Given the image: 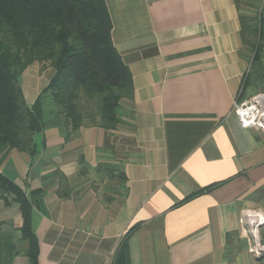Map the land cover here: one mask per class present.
I'll list each match as a JSON object with an SVG mask.
<instances>
[{
	"label": "crops",
	"instance_id": "0c3cea01",
	"mask_svg": "<svg viewBox=\"0 0 264 264\" xmlns=\"http://www.w3.org/2000/svg\"><path fill=\"white\" fill-rule=\"evenodd\" d=\"M262 1L104 0L132 78L118 122L48 125L33 156L0 164L31 202L36 264H264L243 221L261 220L264 243V130L234 107L254 96L242 20ZM42 67L20 75L28 105L53 75ZM20 224L0 264H33Z\"/></svg>",
	"mask_w": 264,
	"mask_h": 264
},
{
	"label": "trees",
	"instance_id": "16d2710c",
	"mask_svg": "<svg viewBox=\"0 0 264 264\" xmlns=\"http://www.w3.org/2000/svg\"><path fill=\"white\" fill-rule=\"evenodd\" d=\"M257 17L259 27L252 17L242 20L243 43L254 49L251 62L262 52L249 38L257 33L263 38L264 11ZM110 30L104 0H0V164L10 149L33 156L35 135L48 125L63 126L69 135L84 124L115 126L116 108L131 89L132 78ZM35 61L49 62L54 72L28 105L20 75ZM1 191L13 194L12 201ZM0 199L5 206L18 205L19 229L29 243L27 255L36 264L31 202L1 171ZM4 224L0 220V234ZM1 253L0 242V261Z\"/></svg>",
	"mask_w": 264,
	"mask_h": 264
},
{
	"label": "rangeland",
	"instance_id": "374dc122",
	"mask_svg": "<svg viewBox=\"0 0 264 264\" xmlns=\"http://www.w3.org/2000/svg\"><path fill=\"white\" fill-rule=\"evenodd\" d=\"M240 7H241V0H237ZM264 11V0L261 3L260 7H256L253 11H252V18L255 19L254 20V24L257 25V27H259V21H257L258 19V14L259 12H263ZM253 43L256 45H260V47L262 48V52L257 54L256 59L253 60V62H251V64L249 65V70L247 71V74L244 77V82L246 80V86L244 89V94L243 97H249L251 95H255L258 93H262L264 94V41L263 38L260 37L259 38V34L257 33L256 35H253L251 37H249ZM255 48V47H254ZM250 52H251V61L253 58V53H254V49L252 50L250 48ZM38 62V61H35ZM31 65V64H30ZM39 65L44 69V66H50L49 62L46 61H40ZM28 67V66H27ZM241 91L238 93L241 96ZM49 98H47L46 100L44 99V101L48 104V106L46 108H49V106H51L52 102L48 101ZM1 194L5 195L6 198L10 201H12L13 198V194L1 191ZM12 205V206H11ZM10 207H6L4 205V203L1 201L0 199V219H5L7 220L8 224L5 227L6 230L2 231V233L0 234V242H1V247H2V251H3V255L5 254V251H7L8 246H10V244L12 243H18L22 244L23 240L19 239V242H17L15 240V235L19 236V233L16 232L17 226L19 225L20 222V215H19V210H18V205L11 202L10 205H8ZM27 241V240H26ZM28 243V241H27ZM17 245V246H18ZM28 248H29V243H28Z\"/></svg>",
	"mask_w": 264,
	"mask_h": 264
},
{
	"label": "built area",
	"instance_id": "2783aa9c",
	"mask_svg": "<svg viewBox=\"0 0 264 264\" xmlns=\"http://www.w3.org/2000/svg\"><path fill=\"white\" fill-rule=\"evenodd\" d=\"M261 95L264 94L258 93L242 100H239L237 96V99L234 102V107L242 127H253L264 130V106L261 103H257V98ZM244 218L243 221L247 224L251 252L256 256L264 255V243L261 241L258 234V227L262 223L261 220L256 217L248 218V220H244Z\"/></svg>",
	"mask_w": 264,
	"mask_h": 264
},
{
	"label": "bare ground",
	"instance_id": "6f19581e",
	"mask_svg": "<svg viewBox=\"0 0 264 264\" xmlns=\"http://www.w3.org/2000/svg\"><path fill=\"white\" fill-rule=\"evenodd\" d=\"M257 103H261L264 106V95H261L257 98Z\"/></svg>",
	"mask_w": 264,
	"mask_h": 264
}]
</instances>
